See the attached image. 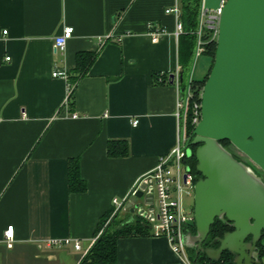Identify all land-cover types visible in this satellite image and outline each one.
Instances as JSON below:
<instances>
[{
	"label": "crops",
	"instance_id": "obj_1",
	"mask_svg": "<svg viewBox=\"0 0 264 264\" xmlns=\"http://www.w3.org/2000/svg\"><path fill=\"white\" fill-rule=\"evenodd\" d=\"M173 3L0 0V264H80L100 220L116 212L113 201L122 203L170 155L178 136L177 88L154 75L170 77L179 69L178 42L165 36L152 43L148 34L150 24L173 29L164 13ZM65 27L73 36L55 53ZM79 52L97 57L73 86ZM54 70L66 71L68 80L53 78ZM111 141H126L127 156H108ZM71 159L79 161L84 192L68 189ZM143 221L150 229L118 239L111 264H180L167 239ZM8 226L14 228L11 248ZM65 239L81 249L46 244ZM187 253L192 259L194 252Z\"/></svg>",
	"mask_w": 264,
	"mask_h": 264
},
{
	"label": "water",
	"instance_id": "obj_2",
	"mask_svg": "<svg viewBox=\"0 0 264 264\" xmlns=\"http://www.w3.org/2000/svg\"><path fill=\"white\" fill-rule=\"evenodd\" d=\"M221 1L203 0V7L216 10ZM200 110V122L184 145L187 157L194 155L201 175L194 185L193 219L187 223L194 233L184 235L185 247L195 249L196 257L203 253L211 261L227 252L233 264L235 256L247 264H264V250L258 247L262 241L264 246V182L221 144L228 142L264 174V0H225ZM143 178L122 201L104 232L125 211L154 219L151 187ZM217 220L233 232L224 233L218 247H204Z\"/></svg>",
	"mask_w": 264,
	"mask_h": 264
},
{
	"label": "built area",
	"instance_id": "obj_3",
	"mask_svg": "<svg viewBox=\"0 0 264 264\" xmlns=\"http://www.w3.org/2000/svg\"><path fill=\"white\" fill-rule=\"evenodd\" d=\"M224 3L225 0H222L220 7L216 10H206L203 7V0H201L197 17V27L194 32L196 35V43L190 70L184 79L181 78L179 69L173 74L172 79L168 75H165L166 82L171 81L177 88L175 109L178 131L177 141L170 155L162 157L152 172L143 178L147 181L148 186L151 187L150 192L153 195V204L151 207L153 209L154 219L151 222L153 223L155 232L157 235L167 239L172 252L180 257V264H196L189 257L184 244L185 230L188 227L187 223L193 219L192 207L186 209L183 206L184 195L193 198L196 182L194 174L187 165L188 157L184 149L185 142L189 138L187 135V126H191L194 130L201 119L202 89L197 91L195 88L194 83L197 78L193 76V71L198 60L205 57L207 51L206 44L208 42L216 43L219 20ZM164 13L173 18V29L169 30L165 26H154L150 24L148 35L152 43H157L165 36H171L178 42L179 37L184 33L181 22V0H174L173 5L165 9ZM73 32L74 29L72 27H65L61 35L55 38V53L65 51L66 43L72 38ZM204 33H207L208 36L206 41L202 39ZM103 41L104 39H99V44H102ZM6 60L8 61L9 58H6ZM52 77L68 80V74L64 70H54ZM73 117L76 118L77 116L74 115ZM136 124V122H133V125ZM113 203L117 209L121 205L116 200ZM4 238L6 246L11 248V242L14 238L13 226L6 228ZM46 244L48 247L70 246L75 251L81 249L80 243L71 239H65L63 241L50 240Z\"/></svg>",
	"mask_w": 264,
	"mask_h": 264
},
{
	"label": "trees",
	"instance_id": "obj_4",
	"mask_svg": "<svg viewBox=\"0 0 264 264\" xmlns=\"http://www.w3.org/2000/svg\"><path fill=\"white\" fill-rule=\"evenodd\" d=\"M201 0H181V22L184 33L179 37L178 41V64L179 70L182 72V79L188 74L192 59L193 52L196 43L195 30L197 27V17L200 8ZM208 38L207 33L202 35V39L206 41ZM205 57L209 58L208 63L213 62L216 43L208 42L206 44ZM97 57V53L91 52H79L75 58L74 76L71 83L76 85L77 81L84 77L93 62ZM154 80L159 84H166V76L157 74L154 75ZM205 80H196L195 88L201 90ZM182 85V84H181ZM193 129L191 126H187V135L190 137ZM223 146L229 144L228 142H222ZM194 151V148H193ZM107 153L110 157H126L128 154V144L126 141H111L108 143ZM187 165L189 169L195 175H200L196 170V159L194 155L187 159ZM68 189L71 193L84 192L86 189L85 182L80 177L79 161L78 159H71L68 164ZM113 210L105 215L98 226V236L89 250V252L81 259L80 264H111L116 261L117 257V241L120 238L129 237L132 235H144L147 228L142 225L145 223L143 218L139 216H133L132 220L119 219V215L113 220V222L107 227L104 232L107 223L110 221ZM143 219V220H142ZM188 230L194 233V229L188 227ZM232 228L220 221H215L214 225L210 228L207 239L204 242V247L216 248L219 245L218 239L223 236L224 233L231 231ZM104 232V233H103ZM264 238V235H263ZM263 241L258 244L261 252L264 250ZM194 252L192 259L196 264H233L232 257L229 253L224 252L218 261L209 260L203 253H200L197 257L195 249H189Z\"/></svg>",
	"mask_w": 264,
	"mask_h": 264
},
{
	"label": "rangeland",
	"instance_id": "obj_5",
	"mask_svg": "<svg viewBox=\"0 0 264 264\" xmlns=\"http://www.w3.org/2000/svg\"><path fill=\"white\" fill-rule=\"evenodd\" d=\"M209 58L203 57L200 58L197 62V64L194 67L193 76L197 78V80H205L208 78V75L210 73L212 63H208ZM225 148L229 149L231 154L235 159L238 161H242L244 164L252 167V169L255 171V173L262 178V181L264 182V174L259 170L258 167H256L253 163H251L242 153L237 151L235 148H233L231 145L226 144L224 145ZM193 205V198L184 195L183 196V206L186 209H190ZM113 215H111L110 218H112ZM123 217H119V219H122Z\"/></svg>",
	"mask_w": 264,
	"mask_h": 264
},
{
	"label": "flooded vegetation",
	"instance_id": "obj_6",
	"mask_svg": "<svg viewBox=\"0 0 264 264\" xmlns=\"http://www.w3.org/2000/svg\"><path fill=\"white\" fill-rule=\"evenodd\" d=\"M194 178H195V180H199L200 178H201V175H195L194 174ZM230 228V227H229ZM263 235H264V233H263Z\"/></svg>",
	"mask_w": 264,
	"mask_h": 264
}]
</instances>
